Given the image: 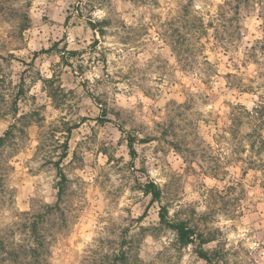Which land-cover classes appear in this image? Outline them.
<instances>
[{
  "label": "clouds",
  "instance_id": "1",
  "mask_svg": "<svg viewBox=\"0 0 264 264\" xmlns=\"http://www.w3.org/2000/svg\"><path fill=\"white\" fill-rule=\"evenodd\" d=\"M0 264H264V0H0Z\"/></svg>",
  "mask_w": 264,
  "mask_h": 264
}]
</instances>
